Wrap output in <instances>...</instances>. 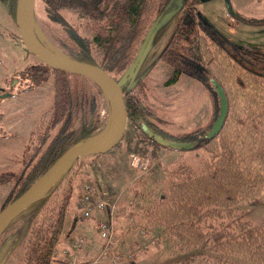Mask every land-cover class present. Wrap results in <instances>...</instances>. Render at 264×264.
<instances>
[{"label":"trees","instance_id":"16d2710c","mask_svg":"<svg viewBox=\"0 0 264 264\" xmlns=\"http://www.w3.org/2000/svg\"><path fill=\"white\" fill-rule=\"evenodd\" d=\"M203 1L36 0L45 20L35 13V22L70 61L95 66L119 84L127 125L147 141L168 152H199L197 167L180 158L162 168L157 195L148 207L137 209L136 219L149 222L181 246L223 255L235 260L233 264H264V226L254 228L236 214L240 205L264 203V46L228 47L204 21L199 9ZM0 3L16 26L18 0ZM173 8H179L181 16L159 60L173 72L169 83H175L180 76L193 79L205 87L213 101L211 120L179 135L169 134L152 120L156 115L154 107H150L154 105L147 103L146 88L142 81L132 86L131 77L148 33ZM54 27L64 35L59 36V43L50 34ZM44 69L47 71L34 86L52 75V108L30 133L19 171L0 175V184L13 183L4 207L69 149L99 134L100 103L108 104L106 92L92 80L47 66ZM118 75L125 77L123 83ZM215 84L224 91L228 111L221 129L210 136L219 111L215 119L214 113L220 109ZM155 136L192 147L173 149L158 143ZM101 155L73 162L39 201L8 226L0 236V264L12 259L14 264L61 262L54 253L64 238L67 208L66 202L58 201L62 183L81 160ZM88 184L95 190L96 184ZM70 196L65 195L64 201L78 202L77 196ZM133 211L131 214H135ZM20 221L24 223L21 233H25L9 236Z\"/></svg>","mask_w":264,"mask_h":264},{"label":"rangeland","instance_id":"374dc122","mask_svg":"<svg viewBox=\"0 0 264 264\" xmlns=\"http://www.w3.org/2000/svg\"><path fill=\"white\" fill-rule=\"evenodd\" d=\"M199 9L207 26L212 28L214 33L229 45L228 47L232 45L264 46V0H204L200 3ZM35 13L43 19L42 21L45 20L41 4L38 2L35 6ZM180 16V9L173 8L155 23L139 62L131 71L132 86L142 81L147 91V103L149 106L154 105L150 106L154 107L153 112L156 115L152 120L172 135L189 133L205 126L213 116V101L205 87L185 76L178 77L175 83H169L173 72L159 60ZM11 20L0 3V87L10 84L16 78L20 82L16 89L8 87L5 94L10 92L9 95L0 99V175L19 171L21 155L27 147L29 135L35 130L39 120L42 122L41 117L52 108L53 102L52 75L47 80H43V83L40 82L34 86L39 79L34 78L32 81L31 72L27 69L33 68V65L42 64L33 57H29L28 68L25 69L26 52L19 31ZM36 30L39 34V44L43 49L48 51V47H51L63 55L64 59H68L63 51L42 34L37 24ZM50 34L59 43V36H62L61 31L54 27L50 30ZM23 76L29 80L28 83L21 84ZM118 79L120 83H123L125 77L118 75ZM20 84L24 85L23 91L20 89ZM105 92L108 104L100 103L101 128L99 134L93 138L96 142L108 135L113 126L115 129L117 123L115 100L110 92L107 90ZM219 110L214 113V119ZM180 158L193 167L199 165V152L183 154L164 151L147 141L128 123L121 141L113 149L101 156L81 160L71 174L64 179L58 194V201L66 202L64 204L67 208L63 239L67 240L74 236V234L70 237L65 235L68 232L70 220L72 216H76L80 222L79 200L82 189L86 184L94 183L97 197H102L103 193H107L111 202L118 201L119 212L116 213L114 221L116 245L120 250L127 252L135 244L144 240H156L154 245L124 264H233L235 260L223 255H215L204 249L181 246L178 241L169 239L149 222L140 220L138 217L136 219L137 209L143 205L148 207L157 195L159 184L162 181V168ZM12 185V182L0 184V212L5 208L3 204ZM71 187L74 189L72 194L70 193ZM67 194L71 195L69 198L77 196L78 202L76 200L77 203L69 204L68 200L64 201L63 198ZM130 200L139 202L134 207L135 209H132L135 214L124 209V205ZM123 213L127 215L124 216ZM236 214L240 219L251 223L254 228L264 226V203L262 202L240 205ZM97 215L87 222V229L81 227L80 224L78 230L83 233L86 229L84 233L87 247H92V250L97 248V237L95 233L91 238L87 236L88 226L106 217L101 214ZM129 216L133 218L134 227L130 224L129 219L132 218ZM23 225V221L16 223L8 235L15 236L25 233L24 230L21 233ZM71 241L72 238L70 243ZM63 248L61 244L55 251L57 259L65 250ZM83 257L84 254L81 251L79 260ZM14 262L15 259H12L8 264H14Z\"/></svg>","mask_w":264,"mask_h":264},{"label":"water","instance_id":"95a60500","mask_svg":"<svg viewBox=\"0 0 264 264\" xmlns=\"http://www.w3.org/2000/svg\"><path fill=\"white\" fill-rule=\"evenodd\" d=\"M35 6L36 0H18L17 3L15 22L26 51L52 70L85 77L100 85L104 91L106 88L107 91L111 93L116 103L117 123L111 135L103 141L92 146L86 143L84 145H76L69 149L30 188L4 208L0 212V236L17 217L24 213L31 205L39 201L47 189L73 164V162L81 157L100 155L109 152L121 141L127 127V112L123 91L111 76L92 65L73 62L69 59H58L55 55L41 47L39 44V34L36 30ZM151 33L152 30L145 38L141 52L144 51ZM140 57L141 54L135 61V65L138 63ZM214 90L220 98V110L210 131V136L221 129L228 111L227 99L223 89L218 84H215ZM154 138L158 143L170 146L173 149L185 150L192 147L191 144L164 141L158 136Z\"/></svg>","mask_w":264,"mask_h":264},{"label":"built area","instance_id":"2783aa9c","mask_svg":"<svg viewBox=\"0 0 264 264\" xmlns=\"http://www.w3.org/2000/svg\"><path fill=\"white\" fill-rule=\"evenodd\" d=\"M80 224L81 227L85 228L88 221L94 219L97 214L105 215V218L98 220L95 223L94 230H96L98 237L101 241L100 249L98 253L90 258L79 260V254L85 247H87V240L85 233L78 231L72 237L69 249H65L61 253L63 264H124L132 260V258L147 250L149 247L156 243V240H144L134 247L128 249L127 252H123L116 245V230L114 218L116 213L119 212L118 201H112L108 197L107 193H103L102 197H97L94 188L86 184L80 195ZM137 201H128L124 205V209L132 211L134 207L138 205ZM135 209V208H134ZM122 215H127L123 213ZM131 217V216H129ZM132 218V217H131ZM130 224L132 227V219ZM141 234L145 235L143 232Z\"/></svg>","mask_w":264,"mask_h":264},{"label":"crops","instance_id":"0c3cea01","mask_svg":"<svg viewBox=\"0 0 264 264\" xmlns=\"http://www.w3.org/2000/svg\"><path fill=\"white\" fill-rule=\"evenodd\" d=\"M97 216H99V215H97ZM72 217L73 218L70 220V224H69V227H68V232L65 234L68 237H70L71 235L75 234L80 228L79 218L77 219L76 216H72ZM93 223L95 225V222H92V224L88 226V230L86 231V234H87V236H89L91 238L94 235V233H95V235L97 237V248L95 250H92V247L91 248L87 247L86 249H84L82 251V253L84 254V257L81 258V260H83L85 258L88 259V258L92 257L95 253L97 254L99 249H100L101 241H100V239L98 237L97 232L94 230ZM71 238H67V240L63 239V241H62V244H63V247H64L63 249H66V248L69 249L68 248L69 247L68 244L70 243ZM60 259L62 260L61 256L59 257V260ZM57 264H63V261L59 262Z\"/></svg>","mask_w":264,"mask_h":264},{"label":"flooded vegetation","instance_id":"af4514ba","mask_svg":"<svg viewBox=\"0 0 264 264\" xmlns=\"http://www.w3.org/2000/svg\"><path fill=\"white\" fill-rule=\"evenodd\" d=\"M12 21V20H11ZM13 22V21H12ZM16 24V23H15ZM24 51L26 52V49H25V47H24ZM29 57H33L34 59H36L38 62H40L35 56H33V55H31V54H28L27 52L25 53V59H24V62H25V69L26 68H28V64L29 63H27V60H28V58ZM41 63V62H40ZM42 65H39V64H37V65H33V68H28L27 69V71H29V72H31V80L33 81V79L34 78H42L43 77V75H44V73L47 71L46 69H44L45 68V65L43 64V63H41ZM34 72L37 74L36 76H34ZM27 76V75H26ZM26 76H23L22 78H21V84H26V83H28V79L26 78ZM16 78V77H15ZM19 83L20 82H18V79L16 78L15 80L13 79L11 82H10V84H8V85H6V86H4V87H0V99H3L4 97H7L8 95H9V93L8 94H5V93H7V88L9 87V88H15L16 89V86L17 85H19ZM43 83V82H42ZM20 84V89H21V91H23V89H24V85H21ZM6 200V199H5ZM6 202V201H5ZM9 205V204H8ZM8 205H6V207L8 206ZM5 207V208H6Z\"/></svg>","mask_w":264,"mask_h":264},{"label":"bare ground","instance_id":"6f19581e","mask_svg":"<svg viewBox=\"0 0 264 264\" xmlns=\"http://www.w3.org/2000/svg\"><path fill=\"white\" fill-rule=\"evenodd\" d=\"M45 47V46H44ZM50 53H52L53 55H55L58 59H63L64 60V57H63V55H61L60 53H58V52H56L53 48H51V47H48V49H47ZM105 90H107L106 88H105ZM113 129H114V126H113V128H112V130H111V132L108 134V135H106L104 138H102L99 142H101V141H103L104 139H106L107 137H109L110 135H111V133L113 132ZM89 145H95V144H97L98 142H96L95 141V139H91L89 142ZM61 173H62V171H61ZM61 175V174H60ZM60 177V176H59Z\"/></svg>","mask_w":264,"mask_h":264}]
</instances>
